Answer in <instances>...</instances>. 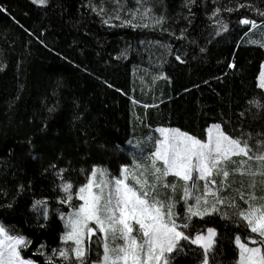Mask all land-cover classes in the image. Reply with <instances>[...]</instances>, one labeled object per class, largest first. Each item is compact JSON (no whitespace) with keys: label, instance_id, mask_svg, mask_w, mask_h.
<instances>
[{"label":"trees","instance_id":"1","mask_svg":"<svg viewBox=\"0 0 264 264\" xmlns=\"http://www.w3.org/2000/svg\"><path fill=\"white\" fill-rule=\"evenodd\" d=\"M261 13L264 0H0V221L26 237L27 255L79 264L59 256L77 201L64 186L75 195L95 166L116 176L138 158L143 172L158 126L205 139L219 122L264 154L263 32L249 42L253 28L241 23L264 25ZM135 144L148 154L133 160ZM242 158L218 177V211L201 200L202 213L211 208L202 218L188 219L183 181L170 174L157 186L185 235L216 229L209 264H236L234 238L248 233L234 213L264 196V168ZM42 200L46 213L35 208ZM204 258L190 240L168 253L170 264ZM98 259L91 244L85 264Z\"/></svg>","mask_w":264,"mask_h":264},{"label":"snow or ice","instance_id":"2","mask_svg":"<svg viewBox=\"0 0 264 264\" xmlns=\"http://www.w3.org/2000/svg\"><path fill=\"white\" fill-rule=\"evenodd\" d=\"M39 2L44 3L45 0ZM241 23L251 25L252 28L257 26L254 20L244 19ZM260 87L264 88V73L260 77ZM214 129V135L213 129H209L206 141L178 129H161L162 139L157 141L149 157L150 164L145 166L141 173L143 179L135 173L131 174L134 185L126 182L129 176L128 168L123 169V178L114 181H97L98 172L105 177L108 174L104 169L93 170L91 178L78 190V198L83 203L65 218L67 231L63 239L65 242H74L72 251L75 253V260L79 264H85L84 257L90 249L91 238L99 232L102 233L98 241L102 240L103 253L98 264H168L165 254L172 253L181 240H190L192 244L200 246L205 257L203 264H208L207 255L215 244V230L209 228L207 235L197 234L194 238L185 235L179 230L181 225L173 218V205H165L157 199V186L170 174L178 181H183L185 203L188 199H194V205L187 207L188 219L192 216L202 218L203 215L211 213L207 210L203 213L200 211V195L192 196L198 181L205 182V197L209 192L215 195L209 186L215 184V180L211 178L214 174L227 178L228 171L223 170L220 165L230 161L233 156L242 155L248 160L255 159L264 168V154L252 153L246 140L242 144L239 139L224 134L218 125L214 126ZM158 162H161L160 166H157ZM240 163L244 164L246 161L242 160ZM136 167L139 168L140 165ZM260 174L264 175V172ZM168 186L164 184V187ZM171 187L174 191L175 184ZM71 188L72 185H65L64 191L70 193ZM67 199L71 201V194ZM240 199L244 200L243 194ZM256 200L257 197L252 195V202L245 200L247 207L234 213L244 222L243 227L248 233L243 241L239 235L234 238L237 248L236 264H264V196L259 198V203H255ZM204 203H207L206 199ZM216 203L223 204L224 201L217 198ZM229 206L238 208V205L230 201ZM216 211V204H213L212 212ZM182 227L187 228L188 224L185 223ZM26 246L24 237L10 235L0 225V264H34L32 260H26L21 255V248ZM59 256L66 261L71 259L67 250L59 251ZM88 264L92 262L88 261Z\"/></svg>","mask_w":264,"mask_h":264},{"label":"rangeland","instance_id":"3","mask_svg":"<svg viewBox=\"0 0 264 264\" xmlns=\"http://www.w3.org/2000/svg\"><path fill=\"white\" fill-rule=\"evenodd\" d=\"M35 1H38L39 2V0H35ZM257 25V24H256ZM259 32H263V43H264V25H259V26H256L255 28H253L252 30H251V32L250 33H248V35H247V39H248V41L249 42H260L259 40H257L256 38H255V34L256 33H259ZM262 73H264V62H263V66H262V70H261V72H260V75H259V83H260V77H261V74ZM216 125H218L219 126V128H220V130L224 133V134H226V135H228L229 137H231V138H233V139H237V138H235V137H233V136H231V135H229L228 133H226L224 130H223V128H222V126H221V124L219 123V122H212L209 126H208V128H207V135H208V133H209V129H213V135L215 134V129H214V126H216ZM161 129H169V130H175V129H178L180 132H183V133H187V134H189V135H191V136H194L193 134H191L190 132H187V131H185V130H183V129H181L180 127H177V126H158V129H157V131H158V139H157V141L158 140H160V139H162V136H161V132H160V130ZM195 138H197L196 136H194ZM197 139H199V140H201V141H206V139H207V137L205 138V139H200V138H197ZM156 144H157V142L155 143V146H156ZM135 148L134 149H136L137 148V151H136V153L138 154V155H136V153L134 152V156L132 157L133 158V160L135 159V158H137V157H139V155L140 156H146L147 154H146V152L147 151H145V145H136L135 144ZM243 156L241 155V156H233L232 158H231V160L230 161H227V162H223L221 165H220V167L223 169V170H226V171H228L229 172V170H230V168L231 167H233V165H242L240 162H241V160H244L243 158H242ZM141 159L140 158H138L137 160L135 159L131 164L132 165H129V166H127V165H125V166H123L122 167V170H121V173H120V175H116V176H112V175H110V173H109V171H108V169L106 168V167H104V166H95L94 168H93V170H95V169H104V170H106V172H107V176L105 177V176H101V174L98 172L97 173V176H96V180L97 181H99V180H101V179H107V180H115V179H117V178H123V169L124 168H128V170H129V176H128V180L126 181L127 183H129L130 185H134L135 184V182H134V180L132 179V173H135V175L137 176V177H139V178H141V179H143V176L141 175V173L142 172H140L141 170L140 169H138L137 167H136V165H138V164H143L144 162H141L140 161ZM253 160H255V159H253ZM232 161H235V163H233ZM158 163H161V162H158ZM158 165V164H157ZM160 165V164H159ZM92 170V171H93ZM92 173V172H91ZM219 176H221V175H213L212 176V178L211 179H213V180H215V184H210L209 186L213 189V191L215 192V195H213V193L212 192H209L208 194H207V196L205 197L204 196V181H198L197 182V187L195 188V189H193V191H192V196L193 197H195V196H197V195H200L201 197H202V200H204V199H206V200H209V203L207 204V205H202V208H204V207H211L212 208V205L213 204H215V202H216V200H217V198H218V195H219V185H220V183H219V179H218V177ZM91 178V174H90V176H89V179ZM88 179V180H89ZM88 180H87V182H88ZM86 182V183H87ZM85 183V184H86ZM84 184V185H85ZM66 185H68V184H66ZM84 185H82V186H80V187H83ZM79 187V188H80ZM136 187L138 188L139 186L138 185H136ZM79 190V189H78ZM78 190H77V193L74 195L73 193H71V191H70V193L69 194H71V196H72V199H71V201H67V202H69V204L71 205L72 204V200H73V198L75 197L76 199H77V201H76V205H73L72 204V208L69 210V212H67L63 217H64V219L70 214V213H72L73 211H74V209L76 208V207H78V205L79 204H81V203H83V201H81V200H79V198H78ZM98 191V190H97ZM183 193H184V191H183ZM158 195H159V192H158ZM184 197V196H183ZM158 200H160L161 201V199H159V198H157ZM185 202V201H184ZM202 202V201H201ZM260 202V200H259V198H257V200H256V203H259ZM194 205V199H188V201H187V203H185V206H187V205ZM35 208H37V210H39V211H41V212H43V213H46L47 211H48V204L44 201V200H42V201H39V202H37L36 203V205H35ZM210 208V209H211ZM210 209H207V210H210ZM200 211H201V205H200ZM174 218V217H173ZM65 222H66V219H65ZM177 223V222H176ZM0 225H2L8 232H9V234L10 235H13V236H22V237H24L25 238V240H26V242H27V239H26V237L24 236V235H22V234H16V233H11L7 228H6V226L5 225H3L2 224V222L0 221ZM209 228H211V229H214L215 230V232H216V229L214 228V227H209ZM209 228H207V229H209ZM207 229L205 230V231H203V232H200V233H197V234H202V235H207ZM180 231H182L181 229H179ZM66 231H67V229H66ZM66 231L64 232V234H63V237H64V235H65V233H66ZM196 234V235H197ZM63 237H62V239H63ZM98 237H102V233H99V232H97L96 233V235H94V236H92V238H91V244H94L95 246H96V249L98 250V252H99V259L98 260H96V261H93L92 262V264H98V262L99 261H101L102 260V253H103V243H102V240L101 241H98ZM242 240V239H241ZM243 241V240H242ZM117 243H120L119 241H117ZM75 247V245H74V242H72V241H67V242H65L64 241V239H63V245H62V247H61V249H60V251L61 250H67V251H69V253H70V255H74L75 253L72 251V249ZM85 247L87 248L88 247V241H87V239L85 240ZM25 248L26 247H22L21 248V255L24 257V259H26V260H32L33 262H34V264H40L34 257H32V256H30V255H27L25 252H24V250H25ZM90 248H91V245H90ZM74 253V254H73ZM208 256L209 255H207V260L209 259L208 258ZM165 257L167 258V260H168V253H166L165 254ZM204 261V260H203ZM203 261H201L200 263H198V264H203ZM168 264H170V262L168 261ZM208 264H209V260H208Z\"/></svg>","mask_w":264,"mask_h":264}]
</instances>
